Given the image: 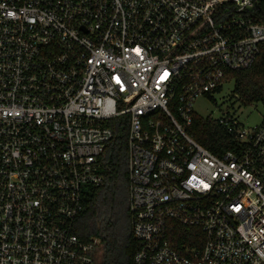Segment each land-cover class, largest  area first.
Returning a JSON list of instances; mask_svg holds the SVG:
<instances>
[{
    "label": "built area",
    "instance_id": "2783aa9c",
    "mask_svg": "<svg viewBox=\"0 0 264 264\" xmlns=\"http://www.w3.org/2000/svg\"><path fill=\"white\" fill-rule=\"evenodd\" d=\"M259 2L0 0V264L97 263L73 229L117 135L132 264H264V117L193 111L255 63ZM194 118L229 149L199 145ZM173 225L199 234L181 253Z\"/></svg>",
    "mask_w": 264,
    "mask_h": 264
},
{
    "label": "trees",
    "instance_id": "16d2710c",
    "mask_svg": "<svg viewBox=\"0 0 264 264\" xmlns=\"http://www.w3.org/2000/svg\"><path fill=\"white\" fill-rule=\"evenodd\" d=\"M254 10L256 22L264 24V0H260ZM229 78L234 82L233 93L239 96L243 104L260 102L264 106V43L259 46V55L253 66L230 73ZM189 133L199 145L213 154L229 149V137L209 120L194 118ZM100 161L103 186L88 192L83 211L74 223L73 232L81 240H88L90 237L100 239L98 253H102L96 264H132L137 243L131 235L127 211V154L123 136L117 135ZM173 227L172 241L180 253V245L199 236L195 230L175 225Z\"/></svg>",
    "mask_w": 264,
    "mask_h": 264
},
{
    "label": "rangeland",
    "instance_id": "374dc122",
    "mask_svg": "<svg viewBox=\"0 0 264 264\" xmlns=\"http://www.w3.org/2000/svg\"><path fill=\"white\" fill-rule=\"evenodd\" d=\"M234 92V82L225 83L218 92L212 95L213 100H199L195 102L193 111L202 118L220 119L231 117L243 128H254L260 125L264 117L262 103L243 104ZM97 254V263L99 256Z\"/></svg>",
    "mask_w": 264,
    "mask_h": 264
}]
</instances>
